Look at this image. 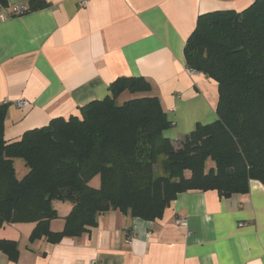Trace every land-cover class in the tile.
Here are the masks:
<instances>
[{
    "label": "crops",
    "instance_id": "1",
    "mask_svg": "<svg viewBox=\"0 0 264 264\" xmlns=\"http://www.w3.org/2000/svg\"><path fill=\"white\" fill-rule=\"evenodd\" d=\"M31 1L7 0L0 15L12 14L15 5L30 8ZM43 1V9L0 21V105L8 104V143L54 119L80 117L82 107L111 96L110 86L120 78L151 83L150 96L160 99L173 122L164 133L173 142L198 124L213 123L218 84L189 72L186 42L201 15L242 12L256 0H92L85 6L82 0ZM138 96L125 92L119 102ZM20 101L29 106L20 109ZM53 206L59 218L51 230L61 232L73 205ZM97 224L58 244L31 242L35 224L6 225L0 240L17 241L19 257L0 252V263L264 264V186L258 181L247 194L230 197L217 191L179 194L156 221L112 210Z\"/></svg>",
    "mask_w": 264,
    "mask_h": 264
},
{
    "label": "trees",
    "instance_id": "2",
    "mask_svg": "<svg viewBox=\"0 0 264 264\" xmlns=\"http://www.w3.org/2000/svg\"><path fill=\"white\" fill-rule=\"evenodd\" d=\"M29 6L34 13L46 3ZM183 52L189 70L218 84L219 102L217 120L198 124L178 149L164 136L173 122L143 77L117 79L111 96L80 117L54 119L12 143L4 137L8 104L0 105V228L32 223L31 242L58 244L94 230L112 210L156 221L182 193L230 197L247 194L252 181L264 186V0L201 15ZM125 92L139 96L120 103ZM15 160L27 171L20 178ZM96 177L99 188L90 186ZM55 201L73 205L61 232L51 230ZM0 252L17 260L19 245L1 239Z\"/></svg>",
    "mask_w": 264,
    "mask_h": 264
},
{
    "label": "built area",
    "instance_id": "3",
    "mask_svg": "<svg viewBox=\"0 0 264 264\" xmlns=\"http://www.w3.org/2000/svg\"><path fill=\"white\" fill-rule=\"evenodd\" d=\"M92 0H82V6L88 5L89 2H91ZM29 12V8L26 5H15V7L13 8L12 14L7 15H0V21H2L3 19H8L10 17H17V16H23L25 14H27ZM189 72L191 74H194L196 72L189 70ZM17 106L20 109H24L26 107L29 106V102L27 101H20L17 103ZM182 221H179V223ZM1 264V263H0Z\"/></svg>",
    "mask_w": 264,
    "mask_h": 264
},
{
    "label": "rangeland",
    "instance_id": "4",
    "mask_svg": "<svg viewBox=\"0 0 264 264\" xmlns=\"http://www.w3.org/2000/svg\"><path fill=\"white\" fill-rule=\"evenodd\" d=\"M174 143V146L178 149L180 146H181V141H178V142H173ZM165 157H161V160H163ZM22 165V166H21ZM25 164L22 160H19L17 161V165L15 166L16 168V172H17V176L20 178L22 175L21 173V170L22 168L21 167H24ZM101 180H100V177H96L94 178L92 181H91V185L90 186H93L95 188H99L101 185Z\"/></svg>",
    "mask_w": 264,
    "mask_h": 264
}]
</instances>
